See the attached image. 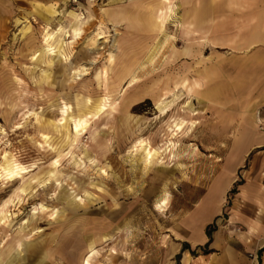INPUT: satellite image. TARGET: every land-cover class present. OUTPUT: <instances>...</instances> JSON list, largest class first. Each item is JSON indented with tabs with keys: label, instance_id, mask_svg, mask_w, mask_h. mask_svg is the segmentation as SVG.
Listing matches in <instances>:
<instances>
[{
	"label": "rangeland",
	"instance_id": "374dc122",
	"mask_svg": "<svg viewBox=\"0 0 264 264\" xmlns=\"http://www.w3.org/2000/svg\"><path fill=\"white\" fill-rule=\"evenodd\" d=\"M138 1L154 0L0 2V163L4 153L8 152L23 165L29 166L26 178L37 173L41 176L26 194L18 192L22 182L20 178L5 184L0 182V206L11 199L8 209L12 213L9 228L0 226V242L24 235L25 241L44 247L61 259L57 263V259L52 257L49 264H81L86 253V239L93 235L97 241V252L92 264H179L181 248L188 247L180 245L183 239L180 235L184 232L179 225L198 216V204L220 172L222 160L231 144L232 129H228V124L222 122L215 127L211 121L219 110L227 112L228 109H217L215 106L208 109L203 117L201 114L191 116L200 124L192 131L185 128L175 148L176 157L170 158L167 153L164 163L148 168L135 160L137 155L133 145L143 138L154 147L164 148L165 141L170 138L168 126L173 118H189V112L182 110L183 103L190 100L187 94L166 113L157 108L155 91L126 109L123 99L139 90L124 83L114 94L115 110L91 122L87 133L78 142L62 148L60 157L52 145L44 141L35 116L59 93L94 97L101 94L104 86L99 83L97 74L106 63L107 54L111 50L116 51L114 42L116 45L123 38L129 56L135 53L141 60H146L149 48L155 44L150 35L130 27L126 21L113 23L102 12L105 8L118 9ZM173 1L175 12L165 29L169 38L158 37L156 44L160 46L153 62H147L138 70L141 84L150 83L160 76L192 71L204 60L219 62L221 75H233L237 56L230 47L215 48L209 36L212 28L216 27L221 28L219 34L231 32L232 25L228 23L223 27L222 21H217L216 17L223 15L228 19L239 11L227 8L224 1H221V10L217 11L210 7L209 0H203L208 5L205 24L190 26L184 24L183 16L193 4L184 5L183 0ZM37 3H56L59 13L52 20V30L60 24L70 29L68 11L71 9L86 19L92 16L80 36L73 39L71 30L70 37L65 36V41L74 42L65 47L68 57L63 60L62 66H53V71L62 67V76L58 80L60 84L39 82L43 69L47 67L37 64L33 55L40 48L47 28H44L45 20L33 13ZM24 17L32 25V31L27 35L22 34V24L17 22ZM98 32H102L99 36L103 35V38L98 36L97 42L91 44L89 39ZM172 50H176L177 55H173ZM96 53L99 55L94 59ZM76 64L86 70L72 77V67ZM192 103L200 109L196 99L193 98ZM92 134L97 135L95 140ZM253 152L237 173L221 211L207 230L214 231L216 222L229 216L237 186L243 180L241 171L246 169ZM57 157L58 176L43 181ZM103 166L106 173L100 172ZM68 183L78 186L76 192L83 200H78L77 204H69L71 197L66 200L60 198L67 191ZM165 197L166 200L160 201ZM41 203L49 209L42 211ZM105 235L107 237L103 238Z\"/></svg>",
	"mask_w": 264,
	"mask_h": 264
},
{
	"label": "bare ground",
	"instance_id": "6f19581e",
	"mask_svg": "<svg viewBox=\"0 0 264 264\" xmlns=\"http://www.w3.org/2000/svg\"><path fill=\"white\" fill-rule=\"evenodd\" d=\"M221 1H224L227 8L235 9L239 13L233 17H228V19L223 15L222 17H216L217 21H222L223 27L229 23L232 25V29L227 34H224V32L219 34V28H212L209 40L215 48L219 46L232 48L238 59L235 62L236 72L233 75H221L219 62L209 63L208 60H204L199 62L198 67L192 71L160 76L150 83L141 84L138 70L147 62H153L160 46L159 43L156 44L158 37L161 35L165 40L169 38L165 31L166 23L174 14L176 5L173 0L138 1L130 6L118 9L105 8L102 12L107 20L109 19L113 23L126 21L130 27L139 28L150 35L153 39L152 43L155 44L149 48L146 60H141V57H137L135 53V55L129 56L126 50V41L122 38L117 41L116 45L115 42L113 43L116 51L111 50L107 54V61L97 74L99 83L104 86L101 94L94 97L91 95L69 96L67 93H59L49 101L45 109L35 113L44 141L49 142L52 148L57 151L58 157H60L63 151L62 148L64 146L71 147L78 142L87 133L91 122L115 110L116 100L114 94L124 83H128V86H136L134 88L139 90L138 93L123 99V106L126 109L132 104L141 102L146 95L155 91V104L161 112L166 113L173 105L183 100L182 96L184 94H187L190 100L183 103L182 110L189 112V118L182 116L173 118L168 126L171 132L170 138L165 141L166 146L164 148L154 147L150 141L143 138L137 140L133 145L137 155L135 160L140 162L144 168H148L153 164L164 163V155L167 153L170 158L176 157L175 148L178 146L180 137L185 133V128L192 131L200 124L199 120L193 119L191 116L201 114L203 117L208 109L217 106L220 109H228L225 123L232 126L238 117V123L231 130V144L227 157L223 160L220 159L222 160L221 170L211 184L205 198H202L199 202L198 216L192 217L179 225L184 232L180 236L190 238L193 245L203 239L204 223L221 211L227 188L235 178L233 176L235 171L230 163L231 160L246 150L245 148L248 147V142L252 139V136L262 135V132L258 131L262 119L258 116L257 109L259 105L264 104V89L259 91L258 96L250 102L248 100V79L254 75H259V73H264V0H209L210 7L220 11L223 6ZM190 2L193 7L185 10L184 24L187 23L190 26L205 24L206 20L204 18L208 5L203 0L195 2L183 0L184 5ZM33 13L45 20L46 25L44 28H47L44 30L40 48L36 49L33 55L37 64H45L47 67L43 69L39 82H48L51 85L57 84L62 76V62L68 57V49L65 47L74 42V40L65 41V36H69L70 30L73 39L80 36L85 30V26L91 21L92 16L89 15L86 19L81 13L71 9L68 11L70 29L67 30V27L60 24L57 29L52 30L50 29L52 28V20L59 13L56 3H37ZM17 22L22 24L21 31L23 35H27L32 31V25L27 17H24L23 20L17 19ZM101 33L98 32L89 39L91 44H95L98 38H103V35L99 36ZM172 54L177 55V51L172 50ZM98 55L96 53L93 58L96 59ZM55 64L61 66L58 70L53 71ZM72 69V77L79 76L86 70L84 66L79 64H76ZM156 86H159V88L156 89ZM61 87L63 88L62 82ZM169 97L172 98L169 99ZM193 98L201 105L200 109L194 107ZM96 138L97 135L92 134V139L95 140ZM58 157L52 162V168L45 173L47 176L43 181L58 176ZM28 169L29 166L23 165L13 154L5 152L0 163V182L5 184L20 178L22 182L18 187V192L26 194L32 183L41 179L40 173L26 178L29 173ZM100 172L106 173L105 166L100 168ZM77 188L78 186L75 187L74 183H68L67 191L60 198L66 200L67 197H71L72 200L69 204H77L78 200H83L82 196L76 192ZM166 199L167 197L160 201ZM10 202L11 199L0 206V226L4 228H9L12 222L10 218L12 213L8 209ZM40 208L42 211L49 209L43 203L40 204ZM232 210L234 215L236 209L233 207ZM24 237L26 236L19 235L16 238L11 237L0 242V264H49L52 257L57 259V263L61 262V259L51 254L49 250L36 245L34 242L25 241ZM106 237L107 235L103 236V238ZM96 242L95 236L87 237L86 253L81 264H92L93 257L97 252Z\"/></svg>",
	"mask_w": 264,
	"mask_h": 264
},
{
	"label": "crops",
	"instance_id": "0c3cea01",
	"mask_svg": "<svg viewBox=\"0 0 264 264\" xmlns=\"http://www.w3.org/2000/svg\"><path fill=\"white\" fill-rule=\"evenodd\" d=\"M248 87V100L251 102L264 89V73L249 78ZM227 113L219 110L218 115L211 119L213 125L218 127L224 123ZM257 114L262 119L258 128L262 135H251L246 150L230 162L235 178L227 191L235 184L237 173L254 150L246 169L241 171L243 180L237 186L229 216L216 222L211 239L207 235V227L218 213L204 223V237L201 241L193 245L190 238L181 239L180 245L186 244L188 247L181 248L179 264H264V104L258 106ZM238 121L237 117L232 126L228 124V129H233ZM233 207L236 209L234 215Z\"/></svg>",
	"mask_w": 264,
	"mask_h": 264
},
{
	"label": "trees",
	"instance_id": "16d2710c",
	"mask_svg": "<svg viewBox=\"0 0 264 264\" xmlns=\"http://www.w3.org/2000/svg\"><path fill=\"white\" fill-rule=\"evenodd\" d=\"M212 232H213V230H210V229L208 228V230H207V235L210 237V239H211Z\"/></svg>",
	"mask_w": 264,
	"mask_h": 264
}]
</instances>
